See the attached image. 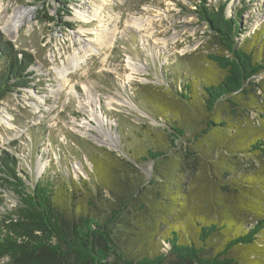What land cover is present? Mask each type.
<instances>
[{"label":"rangeland","instance_id":"rangeland-1","mask_svg":"<svg viewBox=\"0 0 264 264\" xmlns=\"http://www.w3.org/2000/svg\"><path fill=\"white\" fill-rule=\"evenodd\" d=\"M1 1L7 13L14 9L30 11L11 35L3 31L0 14L3 36L15 49L33 58L27 69L32 72V86L9 91L0 100V154L7 151L18 160L28 191L39 177L59 182L70 178L80 184L79 191L73 187L72 191L82 204L87 192L99 194L102 201H95L96 207L90 209L107 217L110 210L101 202L112 205L117 196L130 198L136 188L145 194L139 200L152 211L147 188L156 178L165 186H181L188 197L204 203L213 214L224 203L226 211L245 221L246 227L255 222V216L247 212V204L243 209L236 207L238 200L233 194L219 190L224 201L217 205L213 193L219 170L236 176L255 173L264 177V157L232 150L234 142L264 137V71L252 79L251 94L244 99L249 105L234 108L220 101L215 105L214 115L230 123L216 128L218 136H203L194 142L180 139L174 149L177 152L169 150L167 157L158 158V162L146 159L145 153L148 147L165 149L168 145L165 139L153 143L145 138L146 134H166L164 123L153 117L160 108L184 118L181 121L186 137L199 131L209 116L203 105L201 83L220 80L215 59L227 52L200 18L199 5L217 9L224 4L227 16L234 14V8L243 0ZM246 1L249 4L241 15L243 33L238 42L259 31L262 41H258V54L264 61V0ZM41 11L56 16L55 22L36 20ZM85 44L92 45L93 51ZM74 55L80 62L78 66L71 62ZM169 68L177 84L182 76L191 79L193 106L184 107L176 99L166 79ZM224 141L229 147H222ZM212 142L215 148L207 151ZM105 148V154L101 153L100 149ZM96 154L103 159L99 164L102 169ZM191 154L197 158L191 160ZM156 164L169 180L155 177ZM95 168L100 172L99 179ZM81 179L87 181L88 188L80 183ZM248 189L252 193L238 198L264 206V184ZM17 201L12 191L0 188V218ZM129 201L126 221L122 214L113 223L118 236H123L127 228L123 222L128 223L127 232L135 224L133 213L138 212L139 202L133 198ZM256 238V244L264 246V231ZM141 241L137 245L142 246Z\"/></svg>","mask_w":264,"mask_h":264},{"label":"trees","instance_id":"trees-1","mask_svg":"<svg viewBox=\"0 0 264 264\" xmlns=\"http://www.w3.org/2000/svg\"><path fill=\"white\" fill-rule=\"evenodd\" d=\"M243 1L242 5L234 8V14L227 16L224 4L217 9L199 5L200 18L215 32L227 52L226 56L217 55L215 59L221 71L220 80L201 83L205 93L203 105L209 116L199 131L186 137L185 125L181 121L184 118L160 108L153 117L164 123L166 134H146L145 138L149 137L148 141L152 139L153 143L165 139L168 145L165 149L158 145L148 147L146 159L158 162V158L167 157L165 153L169 150L177 152L174 149L178 140L194 142L203 136L216 135V128L230 126V123L214 115L219 101L234 108L249 105L244 100L245 96L251 94L252 79L264 71V61L258 54V41L262 39L259 31L238 42L243 33L240 29L243 23L241 15L249 4ZM40 13L36 20L55 22L56 16ZM32 62L29 54L15 49L0 32V100L9 91L32 86L29 79L32 72L27 70ZM165 73L176 99L184 107L193 106L191 79L182 76V81L177 84L171 75V68ZM227 143L222 142V147H229ZM214 144L212 142L207 151H212ZM234 145L232 150L236 148L264 157V137L253 136L247 142H234ZM100 151L105 154L107 150ZM188 151L190 147L187 148V156ZM191 155V160L197 158V155ZM96 157L97 165L102 169L99 164H103V159L97 154ZM159 167L158 164L154 167L155 177L169 180ZM19 168L18 160L12 154L7 151L0 154V188L12 191L18 199L17 204L6 208L0 218V264H264V246L255 242L264 231V206L238 198L240 194L252 193L248 186L264 184L262 175L250 173L236 176L223 170L215 174L216 189L226 191L229 196L233 194L238 200L236 207L243 209L245 203L249 207L247 212L255 216V222L246 227L245 221L226 211L227 205L221 203L224 201L222 192L217 194V190L213 196L216 204L221 203L222 207L217 214H213L204 203L188 197L181 186H165L153 178L151 187L147 188L153 201L150 206L152 211L139 200L145 194L136 188L133 194L137 198L130 194L127 199L117 196L112 205L101 202L110 210L105 217L90 209L96 207L95 201H102L98 193L87 192L85 204L77 199L72 191V187L80 190L77 181L67 178L59 182V179L53 181L50 177H39L28 191ZM94 171L99 179L100 172L96 168ZM80 183L88 188L86 180L81 179ZM183 195L186 197L180 198ZM132 198L139 202L138 212L133 213V232H127L128 223L123 222L127 228L123 236H118L113 223L118 222L122 214V220L126 221ZM140 239L142 246L137 245ZM162 242L165 245L163 251L160 250Z\"/></svg>","mask_w":264,"mask_h":264},{"label":"bare ground","instance_id":"bare-ground-1","mask_svg":"<svg viewBox=\"0 0 264 264\" xmlns=\"http://www.w3.org/2000/svg\"><path fill=\"white\" fill-rule=\"evenodd\" d=\"M30 13L28 10H18L14 9L11 13H7L5 10V7L0 0V14L1 17L4 19V25H3V31L11 35L12 33L17 32L19 26L25 21V17L27 14ZM84 47H86L88 50L93 51L94 47L90 44H85ZM77 56L74 55L73 58H71V62L73 63L74 66H78L80 62H77ZM61 74V73H60ZM6 122L7 121H3Z\"/></svg>","mask_w":264,"mask_h":264}]
</instances>
